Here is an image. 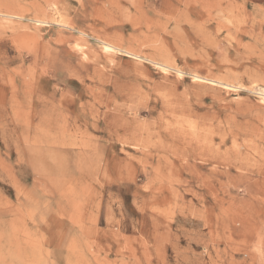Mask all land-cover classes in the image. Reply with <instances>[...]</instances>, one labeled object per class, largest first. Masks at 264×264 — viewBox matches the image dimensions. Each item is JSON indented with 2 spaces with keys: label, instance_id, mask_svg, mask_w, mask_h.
<instances>
[{
  "label": "rangeland",
  "instance_id": "374dc122",
  "mask_svg": "<svg viewBox=\"0 0 264 264\" xmlns=\"http://www.w3.org/2000/svg\"><path fill=\"white\" fill-rule=\"evenodd\" d=\"M0 264H264V0H0Z\"/></svg>",
  "mask_w": 264,
  "mask_h": 264
},
{
  "label": "bare ground",
  "instance_id": "6f19581e",
  "mask_svg": "<svg viewBox=\"0 0 264 264\" xmlns=\"http://www.w3.org/2000/svg\"><path fill=\"white\" fill-rule=\"evenodd\" d=\"M37 23H39V21H37ZM40 23H42V22H40ZM109 45V44H108ZM178 254V253H177Z\"/></svg>",
  "mask_w": 264,
  "mask_h": 264
}]
</instances>
